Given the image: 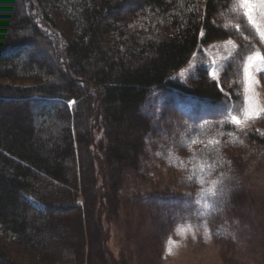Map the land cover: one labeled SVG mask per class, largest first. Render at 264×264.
<instances>
[{
	"label": "trees",
	"instance_id": "16d2710c",
	"mask_svg": "<svg viewBox=\"0 0 264 264\" xmlns=\"http://www.w3.org/2000/svg\"><path fill=\"white\" fill-rule=\"evenodd\" d=\"M232 3L0 0V264H160L196 211L195 168L243 160L226 105L238 86L206 67L175 80L201 45L233 37L217 20ZM236 189L208 213L224 264H238Z\"/></svg>",
	"mask_w": 264,
	"mask_h": 264
},
{
	"label": "rangeland",
	"instance_id": "374dc122",
	"mask_svg": "<svg viewBox=\"0 0 264 264\" xmlns=\"http://www.w3.org/2000/svg\"><path fill=\"white\" fill-rule=\"evenodd\" d=\"M252 2L259 4V0ZM260 11L257 6L255 21L264 31V20L260 18ZM217 20L233 34V37L210 45H201L189 64L176 74L175 80L188 84L196 69L206 67L221 88L224 83L228 86L234 84L238 86L236 96H233L235 100H228L226 105L229 112L241 121L236 125L229 120L238 127V130H235L238 134L234 135V141H238L243 147L240 150L243 160L238 166L229 164L220 170L209 166L195 168L190 189L195 195L196 211L193 212L192 218L176 224L172 229L165 240L160 264H224L220 249L210 231L208 213L221 200L220 197L229 191L234 192L236 188L242 190L247 199L244 204L239 205L240 208L237 206L238 212L234 214L228 226L229 233L236 241L234 256L238 264H264V146L254 144L247 138L249 134L264 135V126L257 125L258 119L248 118L257 114L260 117L264 116V63L253 61L249 68L251 81L244 72L245 67L249 66L248 56L253 55L255 51L264 56V45L260 44L256 29L244 16L240 0H233L232 6L222 11ZM249 83L251 87L246 91ZM157 96L163 98L164 94L157 92ZM159 100H152L151 107L154 104L160 105L161 99ZM151 107L147 105V111H150ZM181 123L183 127L193 126L187 118H182ZM156 155L159 157L160 154ZM168 160H173L168 162V165L171 163L173 167H178L174 156ZM156 162L157 159H154L153 163ZM161 171L165 172L167 168ZM176 171L177 176L181 177L178 184L180 185L186 174L180 170ZM151 174L156 178L163 175L156 169L151 170ZM139 185L141 186V183L131 181L129 191H137ZM120 226L122 225L113 226L114 235L115 233L118 235V238L111 242L116 255L119 253V248H115L118 245L117 239L121 241L124 233Z\"/></svg>",
	"mask_w": 264,
	"mask_h": 264
},
{
	"label": "snow or ice",
	"instance_id": "6c2138e0",
	"mask_svg": "<svg viewBox=\"0 0 264 264\" xmlns=\"http://www.w3.org/2000/svg\"><path fill=\"white\" fill-rule=\"evenodd\" d=\"M257 6L260 8V18L262 20H264V0H259V4L256 5L252 2V0H240V8L243 9V14L244 16L247 18V21L249 22V24L252 25L253 28L256 29V32L258 33L259 36V42L261 45H264V31L261 30L260 26H258L256 24L255 21V15H256V8ZM237 31H239V28H237ZM248 60V67H245L244 72H245V76L248 78L249 81H251V75L249 72V68L251 67L253 61H260L262 63H264V56H262L260 54L259 51H255L253 55H250L247 57ZM213 79L215 80L216 78L213 77ZM251 87V84L249 83V88H246L245 90L248 91ZM228 115L231 116V120L236 124L239 125L240 124V120L237 119V117L235 115H232L231 112L228 113ZM249 119H259L260 116L257 114L255 117L249 116ZM195 143V142H193ZM211 143V141L209 142Z\"/></svg>",
	"mask_w": 264,
	"mask_h": 264
}]
</instances>
